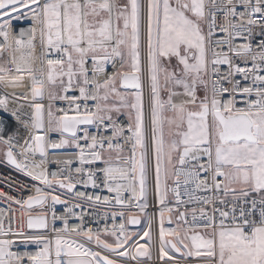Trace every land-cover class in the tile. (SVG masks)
Instances as JSON below:
<instances>
[{
	"label": "snow or ice",
	"instance_id": "6c2138e0",
	"mask_svg": "<svg viewBox=\"0 0 264 264\" xmlns=\"http://www.w3.org/2000/svg\"><path fill=\"white\" fill-rule=\"evenodd\" d=\"M0 264H264V0H0Z\"/></svg>",
	"mask_w": 264,
	"mask_h": 264
},
{
	"label": "built area",
	"instance_id": "2783aa9c",
	"mask_svg": "<svg viewBox=\"0 0 264 264\" xmlns=\"http://www.w3.org/2000/svg\"><path fill=\"white\" fill-rule=\"evenodd\" d=\"M150 202H151V198H150ZM149 211H152V208H150Z\"/></svg>",
	"mask_w": 264,
	"mask_h": 264
}]
</instances>
